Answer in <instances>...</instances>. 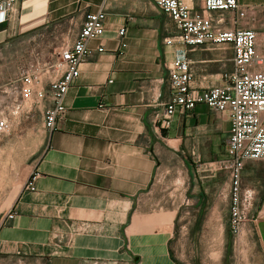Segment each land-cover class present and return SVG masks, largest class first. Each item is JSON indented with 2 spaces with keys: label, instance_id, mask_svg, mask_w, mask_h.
Masks as SVG:
<instances>
[{
  "label": "crops",
  "instance_id": "crops-1",
  "mask_svg": "<svg viewBox=\"0 0 264 264\" xmlns=\"http://www.w3.org/2000/svg\"><path fill=\"white\" fill-rule=\"evenodd\" d=\"M239 4L264 15V0ZM101 9L104 35L89 42L94 55L65 97L66 114L44 132L4 212L0 264H190L173 249L178 233L188 231L199 243L206 230L214 231L212 243L226 244L213 264H264V161L242 171V187L255 201L231 236L230 179L216 165L229 140L227 114L198 104L178 112L169 129L157 128L171 99L172 62L190 61L201 92L222 85L233 70L230 45H167L177 29L155 0H19L0 26V63L23 69L44 62L49 47L42 39L53 34L47 28L72 24L74 15L79 29L87 13ZM258 34L264 53V33ZM21 78L3 98L7 109Z\"/></svg>",
  "mask_w": 264,
  "mask_h": 264
},
{
  "label": "built area",
  "instance_id": "built-area-1",
  "mask_svg": "<svg viewBox=\"0 0 264 264\" xmlns=\"http://www.w3.org/2000/svg\"><path fill=\"white\" fill-rule=\"evenodd\" d=\"M19 0H0V26L14 12ZM157 7L174 23L177 33L166 40L167 45L185 47L230 45L234 51L233 70L223 76L222 85L194 90V73L190 61L175 59L168 68L171 99L163 114L157 116V128L167 130L175 115L192 111L205 104L219 114H227L230 134L225 156L216 163L230 179V231L236 236L239 226L254 206V192L242 187V171L249 162L264 161V53L259 52V34L252 22L257 21L254 6H241L239 0H202L201 8L190 6L186 0H155ZM107 13L104 9L87 13L78 31L68 36L52 60L32 62L21 75L22 87L12 105L5 107L0 91V136L12 131L10 115L41 112L44 127L53 131L64 118L65 97L80 75V66L94 51L89 42L105 32ZM131 19V18H130ZM127 27L119 31L122 47ZM102 52L103 48H99ZM9 219L13 214L7 215Z\"/></svg>",
  "mask_w": 264,
  "mask_h": 264
},
{
  "label": "rangeland",
  "instance_id": "rangeland-1",
  "mask_svg": "<svg viewBox=\"0 0 264 264\" xmlns=\"http://www.w3.org/2000/svg\"><path fill=\"white\" fill-rule=\"evenodd\" d=\"M193 1L197 7L202 4V0ZM70 18L73 20L72 24L63 25L56 22L53 26L46 29L48 32L52 30L53 34L52 36L47 35L42 39L49 47V53L44 55L45 61L52 60V57L55 58L66 37L68 36L71 39L78 31V27L75 25L76 17L73 15ZM252 23H254L253 28L256 27L258 33H264V15L261 16L259 14L257 21ZM259 36L261 37L260 34ZM27 70L28 68L18 69L14 64L6 65L0 63V91L8 89L9 85L18 80ZM42 118L44 117L40 111L31 115L25 113L10 115L12 131L8 135L0 136V224L5 210L11 205L14 196L23 187L29 165L39 153L40 144L45 135L44 132L47 131ZM227 144L228 141L226 146ZM227 212H229V206ZM226 214L229 226L230 216L229 213ZM213 232L206 230L198 237L200 242L198 243L196 239V243L190 240V232L179 231L178 238L173 244L177 257L186 260L190 264L193 262L195 264H213L216 256L219 258V255L226 251L224 249L226 244L212 243L210 241ZM218 232L219 230L216 231V239H218Z\"/></svg>",
  "mask_w": 264,
  "mask_h": 264
},
{
  "label": "trees",
  "instance_id": "trees-1",
  "mask_svg": "<svg viewBox=\"0 0 264 264\" xmlns=\"http://www.w3.org/2000/svg\"><path fill=\"white\" fill-rule=\"evenodd\" d=\"M229 231H230V229H229ZM230 234H231V231H230ZM231 236H232V234H231Z\"/></svg>",
  "mask_w": 264,
  "mask_h": 264
}]
</instances>
